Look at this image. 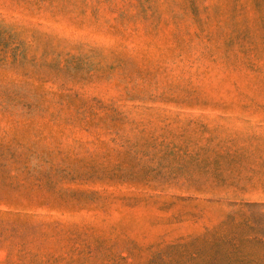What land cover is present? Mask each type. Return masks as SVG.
<instances>
[{"label":"rangeland","instance_id":"374dc122","mask_svg":"<svg viewBox=\"0 0 264 264\" xmlns=\"http://www.w3.org/2000/svg\"><path fill=\"white\" fill-rule=\"evenodd\" d=\"M0 264H264V0H0Z\"/></svg>","mask_w":264,"mask_h":264}]
</instances>
